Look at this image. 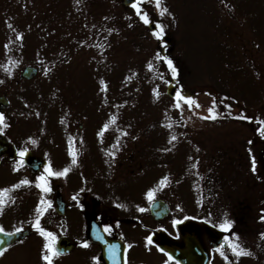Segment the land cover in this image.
I'll list each match as a JSON object with an SVG mask.
<instances>
[{"label":"rangeland","instance_id":"rangeland-1","mask_svg":"<svg viewBox=\"0 0 264 264\" xmlns=\"http://www.w3.org/2000/svg\"><path fill=\"white\" fill-rule=\"evenodd\" d=\"M163 3L175 19L168 15L160 17L154 4L148 0L144 5L154 23L165 24L166 33L171 37L169 45H159L133 10L123 6L122 0H81L80 3L76 0H0V80H4L0 84V93H5L10 101V109L6 112L10 128L5 129L8 131L6 135L17 140L19 147L26 146L36 154L46 151V155L59 166H69L68 138L74 132L72 126L77 129L78 124L84 123L87 126L75 145L78 156H83L82 165L91 157L96 159V167L104 170L110 165L107 156L109 147L118 137L120 140L126 138L120 146L127 145V151H132L136 159L135 147L139 148L148 158L141 171H149L131 185L133 189L125 193V200L132 207L143 204L145 191L167 175L170 182L158 191L156 197L164 199L169 205L170 214L162 226L171 237L175 234L174 218H193L194 213L199 212L202 200L208 195L202 194L198 178L213 167L226 177L223 181L216 173L212 176L215 185H219L220 193V200L214 203L213 218L215 222L222 221L218 211L223 217L227 213V218L235 225L238 242L254 253L237 260L228 251L229 259L232 264H264V239L260 236L264 233V222L260 220V216L264 215V174L257 175L258 167L264 169V140L253 132L254 125L234 119L235 111L229 117L225 116L226 112H219L217 120L200 119V116L208 114L207 108L212 104L213 98L207 93L200 92L193 97L201 104L199 109L185 106L181 111L174 108L173 100L165 93L171 73L164 67L163 61L155 59V53L160 48H163L165 56L169 55L172 59L175 56L178 75L174 82L179 90L185 87L207 89L211 82L215 85L214 81L219 86L221 76L224 92L234 96L246 109L242 114L264 117V0H224V3L221 0H163ZM233 5L234 10H230ZM129 16H132L131 20L127 19ZM9 24L12 28L8 27ZM129 24L133 26L128 27ZM109 27L118 31L109 35L106 31ZM16 32L23 33L22 41L16 39ZM100 44L104 47L96 46ZM223 44L231 46L225 57L246 65L248 68L236 63L246 73L239 75L237 68L228 65V76L234 77L228 79L227 74L222 75L219 70L218 60L212 56L206 59V63L204 60L199 62L205 57V50L210 53L209 50L213 52ZM198 55L201 58L198 59ZM10 59L19 63L11 64ZM148 61L153 63L152 70L147 68ZM3 65L11 68V76L4 71ZM28 65L37 68V75L26 82L21 79L20 73ZM125 77L131 79L126 80ZM101 78L109 85L107 104L102 102L103 94L99 91ZM154 88L159 91L158 99L153 94ZM217 109L222 108L217 106ZM111 115L117 116L116 124L109 127L101 142L96 134ZM169 122H173L172 129L162 126ZM125 131L127 136L123 135ZM172 134L177 136V140L169 144ZM28 137L36 139L37 144H25ZM248 139L253 142L251 152L256 153L255 172H249L247 168L252 166L251 159L248 160L250 156L246 154L250 151L246 146ZM165 147L172 150L164 154L160 149ZM226 147L229 154L239 153L242 167L230 161L226 167V155L219 159L220 150ZM198 148L200 150L197 151ZM80 160L79 164L72 166L67 175L69 179L79 175ZM194 163L196 168L192 167ZM21 178L13 172H0V189L10 188ZM99 182L106 184L103 180ZM54 187L53 184L52 194ZM66 191L71 193V190ZM40 196L41 193L34 188L0 193V198L6 201L3 214H0V225L6 231L17 227L28 228L34 219L33 210ZM13 198L14 203L11 202ZM239 199L244 206L240 209ZM177 204L183 212L177 210ZM206 206L210 208L211 204ZM76 209L54 220L48 219L45 214L42 224L57 236L63 234L62 229L63 232L75 231L72 228L77 224L84 229V220ZM244 212L245 217L248 216L245 222L240 216ZM72 216L76 218L70 220L68 231L67 225ZM122 216L119 212L115 217ZM148 221L151 225L154 222L150 216ZM114 227V233H121L129 243L138 237L140 240L146 232L131 224L118 223ZM129 227L137 231H131ZM75 234L77 238L82 237L77 235V231ZM42 243V238L32 230L22 243L8 248L0 257V264H42L39 258ZM148 248L151 250L145 246L133 248L131 263L162 264L165 259L163 254L153 246ZM137 250L140 255L136 254ZM98 255L99 250L93 245L87 249L78 246L70 254L55 258L54 264H93L91 257ZM99 264H104L102 259Z\"/></svg>","mask_w":264,"mask_h":264},{"label":"snow or ice","instance_id":"snow-or-ice-1","mask_svg":"<svg viewBox=\"0 0 264 264\" xmlns=\"http://www.w3.org/2000/svg\"><path fill=\"white\" fill-rule=\"evenodd\" d=\"M77 3H80L81 0H76ZM149 3L154 4L155 9L158 12V15L160 17H163L165 15H168L170 17H172L173 19H175V16L173 15L172 12H170L169 8L167 6L164 5L163 0H148ZM222 3H224V0H221ZM145 3V0H130V8L133 10V13L136 17L139 18V20L146 26L148 25H152L154 23L153 18L149 15L148 11H145L143 9V5ZM225 6L227 7V4H225ZM234 5L231 7L230 10H234ZM104 19H108V17H105ZM127 19L131 20L132 16L127 17ZM132 24H129L128 27H132ZM9 28H12V25L9 24L8 25ZM93 27H95V25H93ZM15 31V29H13ZM107 33L109 35H111L114 31H118L114 28H107L106 29ZM165 35H166V26L164 23L160 22V23H155V27L151 30V36L154 37L157 41H163L165 39ZM16 39L17 40H21L23 39V33L21 32H16ZM105 40H107V36L104 37ZM97 47L103 48L104 45L100 44V45H96ZM5 48H8V45H5ZM155 59L157 60H161L163 62H165L167 64L168 70L171 73V76L173 78H175L178 75V68L176 66V64L174 63L173 59L168 57V56H161L159 52L155 53ZM11 64H18L19 61L18 60H11L9 61ZM4 68V71L11 76L12 75V70L10 67H8L7 65H3L2 66ZM147 68L149 70L153 69V63L152 61H148L147 63ZM47 71L45 72V75H47ZM133 75H135V73H133ZM126 80L131 79V77H125ZM4 80H0V84H3ZM109 90V85L107 84V82L105 81L104 78H101L99 80V91L101 94H103V100L102 102L104 104L108 103L107 100V93ZM153 94L154 96L158 99L159 98V91L154 88L153 89ZM208 95H211V93H209ZM227 99V98H226ZM230 99H235L234 97L230 98ZM223 104V101H217L216 98H213L212 100V104L211 106H209L207 108V115H203L200 116V119L202 120H217L220 117V113L217 109V104ZM187 106L189 109H199L201 108V104L198 102V100L194 99L192 95H187L185 93H183L182 91H177L175 93V97H174V103H173V107L176 109H180L181 111L183 110V108ZM227 107L229 109H231V105H227ZM37 116L40 115L39 112L36 113ZM229 116H232L231 111L228 112ZM234 119H239V120H247V121H255L258 125L259 128L257 129V131L259 132L261 137H264V117L261 116H249L246 114H238L233 116ZM117 121V116L116 115H111L108 120L102 124L100 130L97 132V137L100 138L101 142H103V137L105 132L109 129V127L111 125L116 124ZM61 123H64L63 120H61ZM163 127H166L168 129H172L173 128V122H169L167 124L162 125ZM10 128V124L7 123V116L5 114L4 111L0 110V133H3L5 131V129ZM123 135L127 136L128 133L125 131L123 132ZM135 139V137H134ZM177 140V136L175 134H172L168 140L169 144H172L174 141ZM31 143L32 145H36L37 144V140L33 139L32 137H28V140L25 141V144L27 143ZM82 143V141H81ZM249 144H252L253 142L250 140L248 142ZM120 144L121 141L119 139V137L116 139V141L110 146L111 149H113L112 151L107 152L108 155H110L113 159V162L115 160V157L117 155V152L120 150ZM171 148L165 147L163 149H160V151L162 152H169L171 151ZM199 149H197L198 151ZM251 151V150H250ZM29 152V148L24 146V147H20L17 151V155L19 157V159L15 162V164L13 165V172H17L20 170V168H22L25 164V157L27 156ZM68 155L70 156L71 160H70V164L69 166L64 167L62 170H55L51 164V162L49 161L48 163H46L43 166V171L36 176L35 181H31L29 180L27 177H24L22 179H20L18 182L12 184L10 186V188H3L0 189V193H9L12 190L15 189H19L22 186H32L34 184L35 188L39 189L40 192L42 193V195L40 196L36 206L34 207L33 210V216L34 219L31 221V227L32 229L37 233L38 236H40L43 240L42 243V247L40 249V260L42 261V264H54L55 258L59 257L62 255V250L59 249L57 247V234L49 229H47L45 226H43L42 224V218L45 216V214L48 212L49 209H51L53 207V203L51 200H47L45 198V195L43 194H47L50 193L52 191V188L50 186V180L51 178L55 177V178H61V177H66L68 175V173L71 171L72 166L77 165L78 164V149L75 147V138L69 136L68 138ZM189 159H192L191 157H189ZM251 170L253 172L256 171V157L253 155L251 158ZM193 168L197 167V164H193L192 165ZM169 177L167 175L163 176L162 178H160V180L157 182V184L155 186L149 187L145 193L144 196L146 198V200L152 204L155 202L156 200V195L158 191L163 190L164 187L167 186V183H169ZM80 191H84V189L82 188ZM72 199L74 201H76L78 199V194L77 195H73ZM12 203L15 202L14 198L11 201ZM6 204V201L2 198H0V214H3V210H4V206ZM82 207V205H81ZM117 207H121V208H127L128 205L127 204H117ZM136 210L138 212H146L148 209L145 207L140 206L139 204L135 205ZM176 208L178 211L183 212V208L177 204ZM191 219V217L188 216H184L183 219H177L174 218L172 220V225L173 227L183 223L184 220H189ZM260 220L262 222H264V215L260 216ZM206 222H211L210 220H206ZM214 227H218L219 229H221L223 232H229L232 228H233V221L227 218V213H225V218L222 220V222H220L219 224L214 225ZM103 233H107V234H111L112 231V225H104L103 226ZM23 232V227H17L15 228V231H6L5 228L3 227V225H0V233H3L5 236L7 237H13L16 236L17 234ZM261 239H264V233L260 234ZM98 240H103V236L102 235H97L96 237ZM177 238H179V236H177ZM238 234L235 232H232L231 237L228 235H225L223 238V243H221L216 249L215 251L219 253V255L224 259V261L226 262V264H232V261L229 259V256L226 254L225 252V247H227L228 251L231 252L232 256L236 257L237 260H239L240 257L243 256H253L254 253H252L249 249L243 247L239 242H238ZM146 240V245L145 247L150 251L151 249L148 248V245L153 244V238L151 235L145 237ZM22 243V241H19ZM6 243L5 241L0 240V244H4ZM105 243H107V241H105ZM80 246L83 248H89L90 247V243L88 240H82L80 242ZM133 247L132 243H128L126 248L123 250L124 254H123V264H128L127 261V250L131 249ZM158 251L163 253V255L166 257V259H164L162 261V264H181V262L179 260H177L175 258V256L169 252L166 251L164 248L159 247L157 245ZM8 248L6 247H0V257H3L5 255V253L7 252ZM108 252L110 254V256L112 257L114 264H120V259H121V254L118 252V246L115 244H112L109 246L108 248ZM91 260L93 261V264H99V260L100 258L97 256H93L91 257Z\"/></svg>","mask_w":264,"mask_h":264},{"label":"flooded vegetation","instance_id":"flooded-vegetation-1","mask_svg":"<svg viewBox=\"0 0 264 264\" xmlns=\"http://www.w3.org/2000/svg\"><path fill=\"white\" fill-rule=\"evenodd\" d=\"M78 142L79 141H75V145H77ZM79 145H80V143H79ZM46 154H47V152L45 151V152H42L41 154H38V155L44 156ZM10 155L5 154L1 157V159H0V167L2 168L0 170L1 173L5 172L6 170L13 171L12 170L13 165L19 159L18 155L16 158H13V159H11ZM47 158H48L47 163L50 161L52 166L55 168L57 166L56 161L53 160L52 158L48 157V156H47ZM80 159H81L80 160L81 165H79V166L87 167L88 171H89L88 175H91L94 178L99 177L101 175L99 170H101L102 167L97 166V169H98L97 170L96 164H94L97 162L96 159L88 157V159H86L84 161L83 165H82L83 156H80ZM111 160L112 161H111V163H109L110 164L109 166L111 167L113 177L110 176L109 178H106V180H103V181H105L106 184H101L100 182L95 181V185L93 186V188L90 189L91 191H93L95 193V195L89 194L87 196L86 194H84L83 196H81L80 195L81 182L77 178L72 179V183L70 182V179L68 177H61V178H56V179H55V177H53L50 180V185L51 184L55 185V187H54L56 190L55 192L60 193L62 198L64 199L65 204L67 206V211H71V208L77 205L79 212H80L83 220L85 221V228L83 230V232L85 233V236L87 235L88 223L93 218L97 219L100 222L102 227L104 225H112L111 234H108V235L114 234V232H115L114 225L118 224V223L127 224L130 222V223L135 224V225L141 224V225H144V227H147V225L145 224L146 218H147L146 212H143V213L137 212V217H139L141 219V222L130 221L128 217H122L121 221L116 220L117 218L115 217L116 215H114V212H115V208H116L115 204L118 202V200L116 198L118 195L117 188H118V186L121 187V193L127 188L128 184L131 181V179L128 177V172L133 174L132 166L134 165V163H138V162L134 161L133 154H131L129 152L120 153L118 156L115 157L114 162H113L112 157H111ZM105 169H106V167H105ZM258 169H259V173L257 175L264 174V169L262 170L261 166L258 167ZM27 170H25V171H27ZM20 171H21V168L17 172H20ZM17 172H15V173H17ZM36 175H38V174L29 175L28 179L33 181L35 179H31V178L32 177L34 178ZM101 187L103 188L102 191H100ZM71 188H73L75 190V192L78 194V199L76 201H74L72 199L73 193L71 194V193H68L66 191V190H71ZM81 205H82V207H81ZM206 219H208V218L203 219L202 217L197 216V217H195V220L193 222L197 223L199 226H202L206 222ZM208 220H211V219H208ZM242 220H243V217H241V221ZM211 222H213V221L211 220ZM219 223L220 222H217L215 224H219ZM231 230L233 232H235L234 227ZM231 230L229 232H225L224 236L225 235L229 236V233H231ZM198 231L200 233L201 242L203 243L204 247L209 252L210 261H212L213 264H215V263L216 264H223L225 262L224 259L219 255L218 252L215 251V249H216L215 248V242H217L218 240L216 238H214V239L211 238V236L209 234H207V232L203 228L198 229ZM177 236H179V238H177ZM224 236H223V238H224ZM175 237H176V240H178V241L181 240V236L178 232H176ZM223 238L221 240V243L224 242ZM225 252L229 256V252H228L227 247H225ZM142 264H143V262H142Z\"/></svg>","mask_w":264,"mask_h":264},{"label":"water","instance_id":"water-1","mask_svg":"<svg viewBox=\"0 0 264 264\" xmlns=\"http://www.w3.org/2000/svg\"><path fill=\"white\" fill-rule=\"evenodd\" d=\"M123 3L125 5L130 4V0H123ZM150 29L154 28V25H149ZM167 43L170 42V39L168 37H165L164 39ZM36 74V69L33 67H26L22 71V77L26 79L32 78ZM167 93L170 96H174L175 94V87L173 85H169L167 87ZM8 105L7 100L4 96H0V110L3 109ZM9 150V145L7 143V140L3 137V135L0 134V154L4 151ZM27 163L31 166L32 171H38L40 169L41 164H43V161H40V159L32 157L30 154H28L25 158ZM153 209V214L155 217H163L168 213V208L163 203H155L151 207ZM57 210L59 212H63V207H58ZM191 223L183 224L180 226V230L184 232H188L191 229ZM29 234V231H23L16 236L13 237H7L3 233H0V240L5 241L6 243L0 244V247H7L11 245L12 243L24 238ZM153 241L156 242L159 247L164 248L166 251L171 252L177 260L181 262V264H207V254L205 253L203 247L201 246L198 238L195 236H192L190 234H186L182 236L183 243L177 244L174 241L170 240L166 236H164L162 233H157L153 237ZM74 246V242L64 238L60 237L57 240V247L62 250V253H66L70 251ZM104 248V247H103ZM105 260L108 262V264H114V261L110 254H104Z\"/></svg>","mask_w":264,"mask_h":264},{"label":"trees","instance_id":"trees-1","mask_svg":"<svg viewBox=\"0 0 264 264\" xmlns=\"http://www.w3.org/2000/svg\"><path fill=\"white\" fill-rule=\"evenodd\" d=\"M229 51H230V49H228ZM203 54L205 55V58H208L209 56H210V53H208V52H203ZM216 56L217 57H221V50H220V53H216ZM186 83H187V81H186Z\"/></svg>","mask_w":264,"mask_h":264}]
</instances>
